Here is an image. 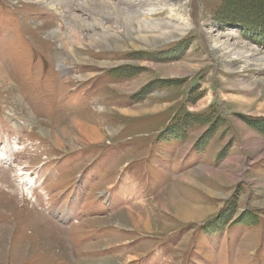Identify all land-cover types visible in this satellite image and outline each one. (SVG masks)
Returning <instances> with one entry per match:
<instances>
[{
    "label": "rangeland",
    "instance_id": "374dc122",
    "mask_svg": "<svg viewBox=\"0 0 264 264\" xmlns=\"http://www.w3.org/2000/svg\"><path fill=\"white\" fill-rule=\"evenodd\" d=\"M104 1L0 0V264H264V0Z\"/></svg>",
    "mask_w": 264,
    "mask_h": 264
},
{
    "label": "bare ground",
    "instance_id": "6f19581e",
    "mask_svg": "<svg viewBox=\"0 0 264 264\" xmlns=\"http://www.w3.org/2000/svg\"><path fill=\"white\" fill-rule=\"evenodd\" d=\"M97 1L99 3H101L102 5H104V6L112 5V3L106 2L104 0H97ZM114 6L117 7L116 4ZM170 7H172V6H170ZM85 9L86 8L84 7V10ZM113 11H115L116 13H120L121 16L123 17V19H126L125 21L127 23H132V24L134 23V25H132V27L136 26V28H137L136 31H137L138 37L140 39H142L144 41H148L149 40V42H152V43L155 42L154 39H156V37L152 36L150 34V31H154L155 30V31H157V36L160 35V34H163V35L165 34V36H167L169 39H173V38H175L177 36H181L191 25V24H189L187 22H183V20H181V19L178 20L176 25H172V26L171 25H167V24H163V23H160V22H156V19L150 18V17L145 16V15H142V17H140L138 19L136 17V15H137L136 12L128 11V10L123 9V8L122 9H118V7L114 8ZM169 12H173V9L171 8L169 10ZM90 14H92V13L90 12ZM74 18H75V20H77L76 22H79V23L82 22V20L80 19V16L76 15V16H74ZM231 33L223 34V36L229 38L230 36H232ZM220 35H221V33H220ZM98 36H99L98 34H93L92 35L93 40L96 37H98ZM77 38L78 39L80 38V34H78ZM89 39H91V34L89 35ZM220 44H225V43H220ZM228 56H231V57L232 56H236L237 57V55L235 53H232V54H230ZM254 61L256 63V66L258 65V63H261V64L264 65V61H262L261 58H255ZM79 130L81 132H83L85 134V136L88 137V138H90V136H92V135L97 134V131L95 130V128L89 129L91 133H88V130H85L83 128H80ZM2 155H3V153L0 152V156H2ZM165 195L167 196L169 203L174 208V211L176 212V214L179 215L180 212L181 213L185 212L187 214V211L189 210V207H187V204H185L183 201L178 200L171 190H169V192H166Z\"/></svg>",
    "mask_w": 264,
    "mask_h": 264
}]
</instances>
